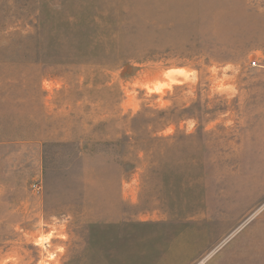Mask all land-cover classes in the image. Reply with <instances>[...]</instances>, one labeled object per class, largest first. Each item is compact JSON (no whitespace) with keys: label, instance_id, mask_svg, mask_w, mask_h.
Returning a JSON list of instances; mask_svg holds the SVG:
<instances>
[{"label":"rangeland","instance_id":"obj_1","mask_svg":"<svg viewBox=\"0 0 264 264\" xmlns=\"http://www.w3.org/2000/svg\"><path fill=\"white\" fill-rule=\"evenodd\" d=\"M222 247L264 264V0H0V264Z\"/></svg>","mask_w":264,"mask_h":264},{"label":"crops","instance_id":"obj_2","mask_svg":"<svg viewBox=\"0 0 264 264\" xmlns=\"http://www.w3.org/2000/svg\"><path fill=\"white\" fill-rule=\"evenodd\" d=\"M222 249L223 247L218 249L215 253H211L208 256V258L211 257V259L207 264H221L220 262H222V254L219 251H221Z\"/></svg>","mask_w":264,"mask_h":264},{"label":"bare ground","instance_id":"obj_3","mask_svg":"<svg viewBox=\"0 0 264 264\" xmlns=\"http://www.w3.org/2000/svg\"><path fill=\"white\" fill-rule=\"evenodd\" d=\"M175 70V69H174ZM177 71V70H176ZM170 72V71H169ZM174 72V71H173ZM168 84V82H156L153 85L150 84L151 86H148V89H150V91H162L163 87H165ZM203 262V261H202Z\"/></svg>","mask_w":264,"mask_h":264}]
</instances>
